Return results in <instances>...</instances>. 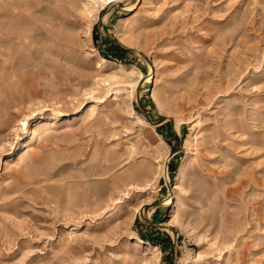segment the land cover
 I'll return each mask as SVG.
<instances>
[{
	"label": "rangeland",
	"instance_id": "374dc122",
	"mask_svg": "<svg viewBox=\"0 0 264 264\" xmlns=\"http://www.w3.org/2000/svg\"><path fill=\"white\" fill-rule=\"evenodd\" d=\"M99 11L0 0V264H264V0Z\"/></svg>",
	"mask_w": 264,
	"mask_h": 264
},
{
	"label": "bare ground",
	"instance_id": "6f19581e",
	"mask_svg": "<svg viewBox=\"0 0 264 264\" xmlns=\"http://www.w3.org/2000/svg\"><path fill=\"white\" fill-rule=\"evenodd\" d=\"M77 1H79L81 3L82 10L84 9L85 13H88L89 15H91L93 12H96L98 14L100 12L99 11V8L101 6L107 4L108 2H111L113 0H87V1L86 0H77ZM92 16H93V14H92ZM88 32L91 33V28L90 27L88 28ZM102 64H103L102 62H99L97 67L98 68H101L103 66ZM119 72L122 73V74H127V76H130L131 78H132V76H135V74H136V71L135 70H130V71L126 72L123 67H120L119 68ZM117 76L118 75H113L109 79L104 80L103 82L117 79L118 78ZM154 96H155V98H158V96L155 93H154ZM95 114H96V109H95V106H94L93 108H91L90 117H92ZM32 118H33L32 114L31 115H25V117L22 119V121L20 122L19 125L21 127L26 128L28 126V122ZM104 123L105 122L103 120V117L100 116L97 119V126H98V130L97 131L98 132H101L102 125H104ZM92 126H94V124L93 123H90L89 124V127H92ZM53 127H55V123L54 122H51L50 124H48V128H46L45 131L42 134H39V141L40 142H42L44 140H48V139L54 140L55 141V145L57 146V148L59 147V144L61 142H65V141L71 142V141L68 140V138H67L66 135H55L54 130H53ZM36 133H37V131H35V134ZM34 152H36V149L33 146L30 147V148H28L24 153H22L20 155L19 160H18L19 163L20 164H25V162L27 161V159ZM42 155H45V154L42 153ZM106 160H107V158H106ZM187 170H188V166H185L181 170V172L179 174V177H178V180H182L185 177ZM109 171L110 170L107 169L106 172H104L102 174H99V175H104V174L108 173ZM139 173H141V172L140 171H137V174H139ZM176 187L178 188L179 186H176ZM161 226H164V225L161 224ZM156 251L157 250H155V248H152V247L148 246V248H147V254H153V256H152L151 259H149V260L146 261L147 264H159V257L157 256V252Z\"/></svg>",
	"mask_w": 264,
	"mask_h": 264
}]
</instances>
